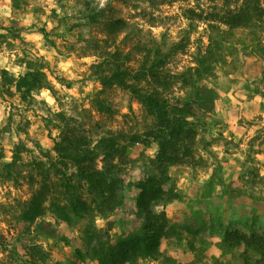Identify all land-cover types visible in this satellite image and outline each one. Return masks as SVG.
I'll return each mask as SVG.
<instances>
[{
  "label": "rangeland",
  "instance_id": "obj_1",
  "mask_svg": "<svg viewBox=\"0 0 264 264\" xmlns=\"http://www.w3.org/2000/svg\"><path fill=\"white\" fill-rule=\"evenodd\" d=\"M242 3L0 0V264H99L85 255L86 221L67 223L58 214L73 193L64 171L76 185L80 179L53 151L56 143L94 150L102 139H114L128 148L114 162L123 182L119 205L96 208L95 220L106 244L142 233L135 184L156 171L158 146L134 139L143 140L155 120L129 90L103 86L94 76L93 65L109 53L132 49L128 31L116 36L107 28L112 18L163 41L164 52L167 43H181L185 51L166 66L169 77L195 66L209 36L220 38V64L199 85L201 97L210 99L199 116L208 122L199 133L207 132L203 140L198 136L191 165L170 168V198L153 208L167 218V235L152 256L135 253L120 264H247L242 247L228 237L264 235V16L248 28H232L231 14ZM29 67L45 73L48 88L23 98L15 85ZM177 81L169 83L168 96L185 95ZM74 194L94 201L86 186ZM34 202L42 214L26 220Z\"/></svg>",
  "mask_w": 264,
  "mask_h": 264
},
{
  "label": "trees",
  "instance_id": "obj_2",
  "mask_svg": "<svg viewBox=\"0 0 264 264\" xmlns=\"http://www.w3.org/2000/svg\"><path fill=\"white\" fill-rule=\"evenodd\" d=\"M260 1L243 0L239 11L231 14L230 26L248 28L261 21L264 8ZM105 24L116 36L128 31L127 42L133 41V45L129 52H111L102 62L93 65L94 76L103 86L129 90L155 120L143 140L139 137L134 139V142L158 146L156 171L135 184L137 205L144 214L142 233L110 245L100 240L96 226V208L110 207V210H113L119 205L118 194L123 182L121 177L115 174L119 169L114 162L120 151L128 150L127 147H118L114 139H102L94 150L79 148L71 151L56 143L53 151L72 163L80 179V183L76 185L64 171L65 182L73 193L67 205L59 208L60 218L67 223H72L75 219L86 221L83 230L84 246L88 248L86 256H96L99 264H120L129 259L131 254L152 256L161 237L167 235V218L164 214H157L153 208L160 201L170 198L172 189L167 187L171 179L170 168L191 165L198 150V136L203 140V135L207 132L203 130V134L199 133L200 126H204V129L208 126V122L199 116L202 111L205 112L203 108L205 103H210V99L201 97L199 85L214 74L213 64H220V38L209 36V45L206 51L196 58L195 66L187 67L169 77L170 72L166 66L175 54L185 51L179 50L181 43H167V51L164 52L161 47L163 41L155 37L147 39L142 28L131 27L128 30L127 22L121 18H112ZM136 55L139 56L138 66L133 68L131 62L135 61ZM172 79L178 80L186 91L183 97L166 94L171 90L169 83ZM15 86L22 97L26 98L28 93L48 88V80L40 69L29 67L27 74L21 77ZM84 186L94 201L87 202L74 194ZM39 203L34 202L27 210L26 220L34 221L42 214ZM102 210L97 212L101 213ZM228 241L242 247L247 264H264V235L236 231L230 233ZM3 243L4 235L0 231V244Z\"/></svg>",
  "mask_w": 264,
  "mask_h": 264
},
{
  "label": "clouds",
  "instance_id": "obj_3",
  "mask_svg": "<svg viewBox=\"0 0 264 264\" xmlns=\"http://www.w3.org/2000/svg\"><path fill=\"white\" fill-rule=\"evenodd\" d=\"M99 223V221H97Z\"/></svg>",
  "mask_w": 264,
  "mask_h": 264
}]
</instances>
